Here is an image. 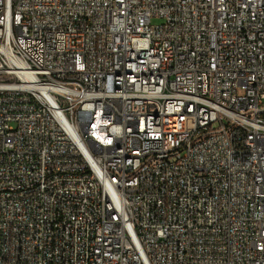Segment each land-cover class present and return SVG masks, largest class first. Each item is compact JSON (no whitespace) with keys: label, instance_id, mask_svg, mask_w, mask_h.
Wrapping results in <instances>:
<instances>
[{"label":"built area","instance_id":"built-area-1","mask_svg":"<svg viewBox=\"0 0 264 264\" xmlns=\"http://www.w3.org/2000/svg\"><path fill=\"white\" fill-rule=\"evenodd\" d=\"M0 25V264H264V0H0Z\"/></svg>","mask_w":264,"mask_h":264},{"label":"bare ground","instance_id":"bare-ground-1","mask_svg":"<svg viewBox=\"0 0 264 264\" xmlns=\"http://www.w3.org/2000/svg\"><path fill=\"white\" fill-rule=\"evenodd\" d=\"M4 39L2 25H0V42ZM115 79H119V71H111V75H107V85H115ZM105 98L110 103L130 102L129 90L125 89V84H117L110 86L109 91H105ZM57 114H65V106H57ZM122 158L121 143H110V150H107L108 161H117Z\"/></svg>","mask_w":264,"mask_h":264},{"label":"rangeland","instance_id":"rangeland-1","mask_svg":"<svg viewBox=\"0 0 264 264\" xmlns=\"http://www.w3.org/2000/svg\"><path fill=\"white\" fill-rule=\"evenodd\" d=\"M155 22H156V20H155ZM158 22V21H157Z\"/></svg>","mask_w":264,"mask_h":264}]
</instances>
